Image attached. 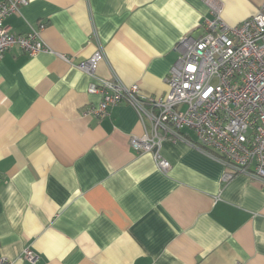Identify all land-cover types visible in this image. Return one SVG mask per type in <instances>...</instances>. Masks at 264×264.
I'll return each instance as SVG.
<instances>
[{
	"label": "crops",
	"instance_id": "obj_1",
	"mask_svg": "<svg viewBox=\"0 0 264 264\" xmlns=\"http://www.w3.org/2000/svg\"><path fill=\"white\" fill-rule=\"evenodd\" d=\"M3 1V0H0ZM234 26L264 0H215ZM213 17L204 0H29L5 20L14 33L45 24L59 55L19 48L0 61V248L16 264H264V186L195 148L165 139L171 169L137 153L143 125L122 103L103 118L102 97L79 65L102 51L97 75L164 96L184 37ZM192 141V142H191ZM31 248L36 262L22 259Z\"/></svg>",
	"mask_w": 264,
	"mask_h": 264
},
{
	"label": "built area",
	"instance_id": "obj_2",
	"mask_svg": "<svg viewBox=\"0 0 264 264\" xmlns=\"http://www.w3.org/2000/svg\"><path fill=\"white\" fill-rule=\"evenodd\" d=\"M204 1L213 17L206 21L201 37H184L177 44L179 56L165 78L164 96L145 97L137 84L127 85L116 76L99 77L97 68L105 58L102 51L80 64L79 69L94 79L88 93L102 97L86 115L103 118L127 103L144 129L142 136L131 138L130 145L137 153H152L161 172L171 169L160 152L164 140H187L184 133L191 130L197 137L192 145L224 165L223 183L245 175L264 186V5L255 15L230 26L219 3ZM28 3L0 1V61L14 48L32 57L50 53L67 59L44 42L45 24L26 34L14 33L5 25ZM22 259L36 262L38 255L26 248ZM0 264L16 263L0 248Z\"/></svg>",
	"mask_w": 264,
	"mask_h": 264
}]
</instances>
